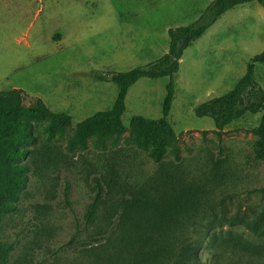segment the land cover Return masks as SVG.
<instances>
[{
  "label": "rangeland",
  "instance_id": "374dc122",
  "mask_svg": "<svg viewBox=\"0 0 264 264\" xmlns=\"http://www.w3.org/2000/svg\"><path fill=\"white\" fill-rule=\"evenodd\" d=\"M212 1L0 0V91L20 89L24 105L41 99L72 118L66 133L55 137L47 121L33 126L36 155L24 160L29 182L16 213L3 222L4 239L15 244L10 264H111L118 250L104 240L84 243L120 221L150 230L157 220L153 203L164 206L162 222L178 221L180 239H202L203 264H264V235L244 224L264 211V161L253 157L262 112L246 111L221 137L211 117L196 113L231 92L264 50V8L257 1L225 12L184 52L169 115L179 159L169 147L155 163L129 133L104 145L92 138L75 153L66 148L80 122L114 106L119 89L112 73L162 57L168 30L193 23ZM255 79L245 106L264 95V65H256ZM168 82L142 78L129 89L127 127L134 116L162 117ZM101 177L104 202L87 224ZM73 238L78 243L69 246Z\"/></svg>",
  "mask_w": 264,
  "mask_h": 264
},
{
  "label": "trees",
  "instance_id": "16d2710c",
  "mask_svg": "<svg viewBox=\"0 0 264 264\" xmlns=\"http://www.w3.org/2000/svg\"><path fill=\"white\" fill-rule=\"evenodd\" d=\"M257 1L264 8V0H213L191 24L171 27L168 52L146 66L136 67L126 72L112 73L110 81L118 86V95L111 110L99 112L80 122L68 139L67 150L75 153L86 149L90 139L94 138L99 145L109 139L119 140L129 133L130 139L142 149L149 150L151 159L160 164L171 147L176 159L178 154V137L169 120L175 96L174 75L180 69L185 50L200 39L209 28L228 10L235 6ZM257 64L264 65V50L251 58L245 75L235 88L222 96L215 97L197 107L199 117H211L214 120L219 137L225 128L242 117L246 111L262 112L259 126L254 129L256 140L253 143V157L256 161H264V95L259 103L244 105L246 95L254 94L256 89L255 69ZM142 78H169L166 96L163 102L162 117L150 119L134 116L130 126L123 122L126 112V98L129 89ZM47 121L46 131L50 137L64 135L72 125V118L67 113L52 112L41 99L31 105H24L20 89L0 91V264H10L15 244L4 239L3 222L6 217L16 213L20 194L29 182L30 166L25 163L34 157L35 141L34 124ZM105 179L95 178V196L90 203L86 222L91 224L104 202L106 194ZM154 204V203H153ZM151 204L150 230L140 227L130 228L120 221L111 224L98 237L89 238L85 245L109 243L118 250L109 258L111 264H203L200 238L177 235L180 225L177 222H162L164 217L162 205ZM156 207V209H152ZM174 207L170 209L173 211ZM148 211L149 209H144ZM176 213V211H174ZM244 224L259 236L264 235V211L259 218L245 220ZM78 243L76 239L69 246ZM101 261L94 262L98 264ZM40 264V263H36Z\"/></svg>",
  "mask_w": 264,
  "mask_h": 264
}]
</instances>
